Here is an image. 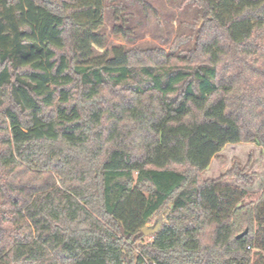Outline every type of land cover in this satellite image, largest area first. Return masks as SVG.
<instances>
[{
	"label": "trees",
	"instance_id": "1",
	"mask_svg": "<svg viewBox=\"0 0 264 264\" xmlns=\"http://www.w3.org/2000/svg\"><path fill=\"white\" fill-rule=\"evenodd\" d=\"M188 1L192 52L97 56L105 0H0V264H264V191L202 178L264 149V0Z\"/></svg>",
	"mask_w": 264,
	"mask_h": 264
},
{
	"label": "rangeland",
	"instance_id": "2",
	"mask_svg": "<svg viewBox=\"0 0 264 264\" xmlns=\"http://www.w3.org/2000/svg\"><path fill=\"white\" fill-rule=\"evenodd\" d=\"M202 25L201 10L188 0H105L102 32L106 46L95 48V54L103 55L117 46L170 52L174 44L181 43L178 54L184 56L196 48ZM116 27L123 33H116ZM231 170H238L246 181L226 177L220 184L246 191L243 204L256 202L264 191V149L253 143L228 145L213 158L202 178L220 180ZM164 214L156 215L147 227L163 223ZM151 236H147V242Z\"/></svg>",
	"mask_w": 264,
	"mask_h": 264
},
{
	"label": "water",
	"instance_id": "3",
	"mask_svg": "<svg viewBox=\"0 0 264 264\" xmlns=\"http://www.w3.org/2000/svg\"><path fill=\"white\" fill-rule=\"evenodd\" d=\"M159 227H160V224H157L154 228H149V227H146L143 229V233L147 236L149 235H154L158 232L159 230ZM248 234V229H246L243 233H241L239 236H238V239H241L243 238L245 235Z\"/></svg>",
	"mask_w": 264,
	"mask_h": 264
}]
</instances>
